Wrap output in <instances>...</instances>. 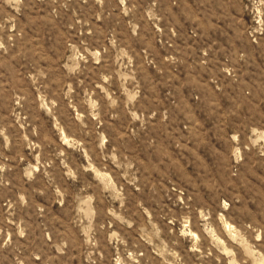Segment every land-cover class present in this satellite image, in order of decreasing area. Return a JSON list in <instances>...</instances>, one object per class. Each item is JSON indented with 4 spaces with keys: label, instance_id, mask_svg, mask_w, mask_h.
<instances>
[{
    "label": "rangeland",
    "instance_id": "374dc122",
    "mask_svg": "<svg viewBox=\"0 0 264 264\" xmlns=\"http://www.w3.org/2000/svg\"><path fill=\"white\" fill-rule=\"evenodd\" d=\"M0 264H264V0H0Z\"/></svg>",
    "mask_w": 264,
    "mask_h": 264
}]
</instances>
